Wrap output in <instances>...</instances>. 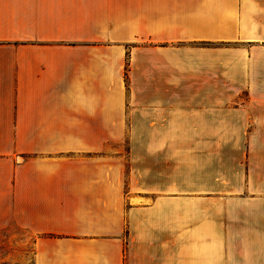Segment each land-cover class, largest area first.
Returning <instances> with one entry per match:
<instances>
[{"label":"crops","instance_id":"crops-1","mask_svg":"<svg viewBox=\"0 0 264 264\" xmlns=\"http://www.w3.org/2000/svg\"><path fill=\"white\" fill-rule=\"evenodd\" d=\"M14 226L33 264H264V0H0Z\"/></svg>","mask_w":264,"mask_h":264},{"label":"rangeland","instance_id":"rangeland-1","mask_svg":"<svg viewBox=\"0 0 264 264\" xmlns=\"http://www.w3.org/2000/svg\"><path fill=\"white\" fill-rule=\"evenodd\" d=\"M128 69L127 65V72ZM115 148L113 152L115 154H112V150H108V152L116 158V161H129L128 140L117 144ZM103 155L102 153L100 156ZM33 239L32 235L28 234L24 228L14 226L3 230L0 233V264H33Z\"/></svg>","mask_w":264,"mask_h":264},{"label":"trees","instance_id":"trees-1","mask_svg":"<svg viewBox=\"0 0 264 264\" xmlns=\"http://www.w3.org/2000/svg\"><path fill=\"white\" fill-rule=\"evenodd\" d=\"M127 74V73H126Z\"/></svg>","mask_w":264,"mask_h":264}]
</instances>
